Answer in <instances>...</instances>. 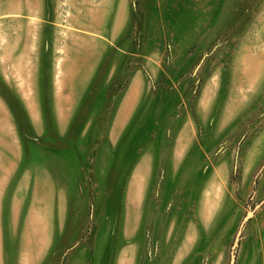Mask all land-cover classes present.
I'll list each match as a JSON object with an SVG mask.
<instances>
[{
	"label": "rangeland",
	"instance_id": "1",
	"mask_svg": "<svg viewBox=\"0 0 264 264\" xmlns=\"http://www.w3.org/2000/svg\"><path fill=\"white\" fill-rule=\"evenodd\" d=\"M0 264H264V0H0Z\"/></svg>",
	"mask_w": 264,
	"mask_h": 264
}]
</instances>
